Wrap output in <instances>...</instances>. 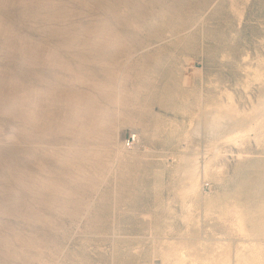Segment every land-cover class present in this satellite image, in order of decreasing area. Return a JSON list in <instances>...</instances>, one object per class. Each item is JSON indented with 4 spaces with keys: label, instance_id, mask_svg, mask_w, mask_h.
I'll return each mask as SVG.
<instances>
[{
    "label": "rangeland",
    "instance_id": "1",
    "mask_svg": "<svg viewBox=\"0 0 264 264\" xmlns=\"http://www.w3.org/2000/svg\"><path fill=\"white\" fill-rule=\"evenodd\" d=\"M263 100L264 0H0V264H171L230 212L264 264V132L191 136Z\"/></svg>",
    "mask_w": 264,
    "mask_h": 264
},
{
    "label": "bare ground",
    "instance_id": "2",
    "mask_svg": "<svg viewBox=\"0 0 264 264\" xmlns=\"http://www.w3.org/2000/svg\"><path fill=\"white\" fill-rule=\"evenodd\" d=\"M258 76L263 79L262 75ZM231 120L234 121L233 128L229 125ZM263 132L264 100L248 113L241 114L231 105L226 107L223 113L218 111L215 114H209L202 126L191 129V136L194 140L193 147L202 144L204 156H208V154H220L223 144H241L251 135L259 140ZM190 154L185 161L184 170L185 190L191 193L201 186L203 179L207 178L209 167L206 165L207 163L204 168L198 164L199 154L193 153L194 155L191 156ZM240 214L239 212H230L216 220L212 218L213 216L209 219L205 218L207 225L210 223L208 226L210 237L202 239L197 236L198 233L195 231L191 234L190 241L186 240L172 246L171 252L168 253V256L173 260L171 264H261L258 246L254 245L253 241L247 240L240 241L235 245L230 244V237L245 235L244 219Z\"/></svg>",
    "mask_w": 264,
    "mask_h": 264
},
{
    "label": "built area",
    "instance_id": "3",
    "mask_svg": "<svg viewBox=\"0 0 264 264\" xmlns=\"http://www.w3.org/2000/svg\"><path fill=\"white\" fill-rule=\"evenodd\" d=\"M137 142V136L136 135H132L129 137V139L126 140V146L127 147H133L135 145V143Z\"/></svg>",
    "mask_w": 264,
    "mask_h": 264
}]
</instances>
